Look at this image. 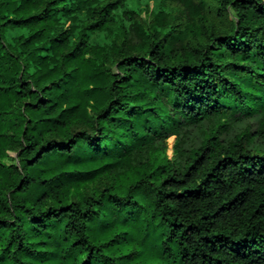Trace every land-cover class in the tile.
Listing matches in <instances>:
<instances>
[{"label": "trees", "instance_id": "trees-1", "mask_svg": "<svg viewBox=\"0 0 264 264\" xmlns=\"http://www.w3.org/2000/svg\"><path fill=\"white\" fill-rule=\"evenodd\" d=\"M183 2L0 0V264H264V0Z\"/></svg>", "mask_w": 264, "mask_h": 264}, {"label": "rangeland", "instance_id": "rangeland-1", "mask_svg": "<svg viewBox=\"0 0 264 264\" xmlns=\"http://www.w3.org/2000/svg\"><path fill=\"white\" fill-rule=\"evenodd\" d=\"M197 2V0H195ZM165 0H129L128 8L137 10L138 16L137 19L142 20L145 23H151L153 20L152 13H154L159 6H162L165 4ZM171 16L169 18V21L172 18H176V21L180 20L181 18H186L188 15V8L184 4L183 0H172L168 1L166 3ZM229 12V19L235 20V14L232 11L231 8H228ZM133 33V32H132ZM133 35V34H132ZM132 41L135 43L139 42V38L134 33L132 36ZM223 124L225 123L227 128L226 131H224L221 134V138L225 140L232 139L237 133L241 132L246 123L244 120H238L237 117H220L213 125L212 127L216 126L217 124ZM205 129V127H203ZM177 143L178 149H183L186 145L180 140H178L176 137H171L166 143V152L170 159H174L176 157L175 153V145ZM10 158L6 160V163H16L14 160L16 158L15 152L9 153Z\"/></svg>", "mask_w": 264, "mask_h": 264}]
</instances>
